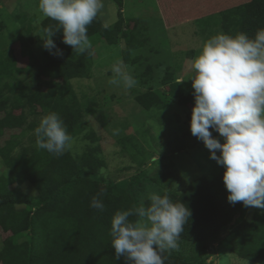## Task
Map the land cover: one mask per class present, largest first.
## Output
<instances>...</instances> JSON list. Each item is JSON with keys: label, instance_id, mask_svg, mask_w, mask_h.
<instances>
[{"label": "trees", "instance_id": "1", "mask_svg": "<svg viewBox=\"0 0 264 264\" xmlns=\"http://www.w3.org/2000/svg\"><path fill=\"white\" fill-rule=\"evenodd\" d=\"M112 1L120 9L117 22L113 27H105L97 16L87 26L88 38L97 37L109 45L122 40L124 62L137 64L140 58H132V50L145 45L137 29L138 20H126L122 0ZM195 23L205 37L212 28L226 34L243 32L254 37L259 29H264V0H248L216 15L197 19ZM49 28L58 30L53 36L63 38V29L57 21L43 19L41 29L45 36ZM16 43L0 50V144L3 141L0 157L8 170L0 176V235L3 237L0 264H131L123 255L116 258L111 220L118 210L137 208L136 200L100 177L99 169L106 168L100 138L93 130L86 132L85 113L72 84L74 79L89 77L91 50L78 53L70 46L63 55H55L42 67L37 65L29 39L20 35ZM152 77L150 65L135 76L142 85ZM176 81L175 74L167 72L161 88L150 89L135 98L141 111L164 110L171 100L186 109L189 129L168 141L171 154L204 144L190 131L194 91L187 93L185 86L177 85ZM51 111L61 116L74 139L84 133L89 145L81 154L65 152L57 157L37 148L34 129L40 118ZM88 113L96 112L89 109ZM210 131L213 137L219 136L218 132ZM6 135L9 137L5 138ZM28 136L32 141L25 145ZM118 144L122 153L134 160L146 151L135 135L119 138ZM170 166L152 176V181L163 189L159 194L167 191L173 202L186 204L191 217L184 226L178 247L163 254L164 264L204 262L207 250L222 240L237 215L233 252L240 259L264 264V209L252 220L242 221L248 207L243 202L229 203V192L223 181L225 168L215 166L178 192L173 187L177 176ZM25 184L35 193L19 191ZM102 189L105 207L100 211L90 207V203ZM149 204L148 198L144 206Z\"/></svg>", "mask_w": 264, "mask_h": 264}, {"label": "rangeland", "instance_id": "2", "mask_svg": "<svg viewBox=\"0 0 264 264\" xmlns=\"http://www.w3.org/2000/svg\"><path fill=\"white\" fill-rule=\"evenodd\" d=\"M246 1L248 0H122L123 17L126 20H138L137 29L145 40L144 47L132 55V58H140L137 64L124 62L125 45L122 40L116 45H109L97 37L89 39L91 47L87 49L92 52L89 58L90 75L74 79L72 84L85 113L86 132L93 130L100 138L106 161L105 174H100V177L120 192L133 196L137 208L144 206V201L152 193H162L163 189L152 181V176L166 170L170 164V169L177 176L173 187L178 192L185 190L191 181L207 174L219 164L210 158V150L205 144L171 154L168 141L189 129L186 109L171 100L164 110L141 111L135 100L136 96L150 89L161 88V81L167 72L174 73L176 80H185L182 84L187 93L194 91L190 79L195 74L192 61L199 55L205 40L221 33L218 28H212L205 37L195 21ZM38 3L39 0H0V50L16 45L18 37L23 35L29 39L37 65L44 67L55 56L53 53L56 49L50 52L44 47L45 35L41 22L45 17L38 10ZM102 5L97 16L104 25L113 27L120 9L112 0H102ZM52 39L62 52L70 47L63 42L62 37L53 36ZM117 60L122 61L125 67H130L134 77L144 72L147 66H152V80L146 85L137 83L130 90L110 84L112 67ZM20 65H23L22 62ZM89 109L96 113L90 115ZM127 135H135L146 150L135 160L122 153L118 144L119 138ZM8 137L9 135L5 136ZM216 138L221 143L224 142L220 134ZM31 141L32 137L28 136L24 144H30ZM88 145L83 133L74 139L66 152L78 155ZM217 155H220L219 150ZM7 173L0 157V176ZM20 189L19 191L30 194L35 193L28 184ZM261 210L262 208L249 206L242 221L252 220ZM234 237L235 226L232 224L222 240L207 250V259L204 262L197 260V264H258L240 259L233 252ZM2 240L0 235V249Z\"/></svg>", "mask_w": 264, "mask_h": 264}, {"label": "clouds", "instance_id": "3", "mask_svg": "<svg viewBox=\"0 0 264 264\" xmlns=\"http://www.w3.org/2000/svg\"><path fill=\"white\" fill-rule=\"evenodd\" d=\"M102 6V0H39L38 10L42 17L59 23L65 44L83 52L91 47L87 26ZM55 31L47 30L44 47L63 55L52 39ZM192 69V135L202 140L210 158L225 168L223 181L229 203L264 209V29L254 37L243 32L211 36L194 57ZM112 72L109 83L116 87L130 90L138 83L122 61L113 64ZM184 81L178 79L176 83ZM210 129L224 142L213 137ZM33 134L37 148L57 157L74 143L64 120L54 111L40 118ZM99 173L104 175L105 169ZM104 194L102 189L93 196L90 207L103 211ZM149 199L147 207L118 210L112 217V247L117 259L123 255L131 264H164L163 254L178 247L191 210L181 201L173 202L167 191L163 195L152 193ZM133 216L137 218L130 219Z\"/></svg>", "mask_w": 264, "mask_h": 264}, {"label": "water", "instance_id": "4", "mask_svg": "<svg viewBox=\"0 0 264 264\" xmlns=\"http://www.w3.org/2000/svg\"><path fill=\"white\" fill-rule=\"evenodd\" d=\"M238 217H239V215H237V216L235 217V219L233 220L232 224H235V222H236V220H237Z\"/></svg>", "mask_w": 264, "mask_h": 264}]
</instances>
